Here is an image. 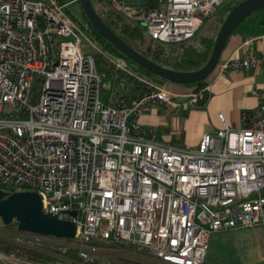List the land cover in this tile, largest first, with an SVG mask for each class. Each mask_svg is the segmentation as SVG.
<instances>
[{
  "label": "built area",
  "instance_id": "built-area-1",
  "mask_svg": "<svg viewBox=\"0 0 264 264\" xmlns=\"http://www.w3.org/2000/svg\"><path fill=\"white\" fill-rule=\"evenodd\" d=\"M103 1L166 44L193 37L232 0ZM67 4L0 0V190L37 192L44 212L77 224L72 239L15 229L11 241L76 249L81 260L41 262L0 251V264H92L102 246L162 264H205L214 232L259 226L264 235V85L252 90L257 104L241 113L239 127L219 113V128L196 149L158 142L138 118L177 94L152 82L128 105L102 100L104 76L81 51L79 36L88 33ZM251 44L243 43L242 57L218 61V74L264 66V50ZM105 55L135 75L124 58ZM201 96L191 90L177 107L194 106Z\"/></svg>",
  "mask_w": 264,
  "mask_h": 264
},
{
  "label": "trees",
  "instance_id": "trees-1",
  "mask_svg": "<svg viewBox=\"0 0 264 264\" xmlns=\"http://www.w3.org/2000/svg\"><path fill=\"white\" fill-rule=\"evenodd\" d=\"M78 0H60L61 3H69ZM92 3V1H91ZM68 5V4H67ZM93 5V4H92ZM106 5V4H105ZM102 5L100 9H94L101 19L129 46L138 51L144 57L159 64L165 68L178 71H193L200 69L208 61L212 52L214 40L223 17L217 19V26L213 30V35H200L196 33L193 37L176 43H161L145 35L144 31L124 18L109 6ZM231 9V8H230ZM68 12V10L66 9ZM82 20L79 21L71 17L89 34V36L99 46V52L95 51L93 57L95 59L98 71L105 77L111 76L112 84V101L114 106H124L131 103L135 98L149 93L151 90L150 83H158L161 85L177 84L167 81L159 76L149 72L148 70L138 66L136 63L126 58L112 44H110L90 22L88 17L81 9ZM110 52V53H108ZM105 53L113 54L122 57L126 60L128 67L135 75L125 73L123 70L116 67L108 61ZM106 74V75H105ZM188 86L194 92L201 93L202 96L196 104L197 107H202L208 99V90L206 89V79L194 84H177ZM104 88L101 89V97L103 96ZM6 229H17L16 223L3 225ZM0 251L13 252L17 255H23L28 258L47 262L51 261L55 256L63 257L64 259L79 263L80 256L76 249H67L61 252L53 249H33L16 244L11 240L0 238ZM92 264H98L94 262ZM251 264H264V261H259Z\"/></svg>",
  "mask_w": 264,
  "mask_h": 264
},
{
  "label": "rangeland",
  "instance_id": "rangeland-1",
  "mask_svg": "<svg viewBox=\"0 0 264 264\" xmlns=\"http://www.w3.org/2000/svg\"><path fill=\"white\" fill-rule=\"evenodd\" d=\"M91 1L96 9H100L102 5L106 4L103 0ZM239 1L241 0H232L229 4L218 6L216 9V13L202 24L197 33L200 35H213L215 32L213 28L215 29V27L217 26V19L221 17L224 18L230 8ZM66 9L68 10V13L74 18L79 21H83L81 14L82 7L79 2H69ZM161 9H164L163 5H161ZM244 22L246 21H243L239 25V27L243 25ZM87 36L89 37H87L88 39L86 38V36H79V47L82 52L89 53L93 56L92 53L98 51V49L94 48L90 43V41H95H93L89 34H87ZM104 83L106 85V88H104L102 100L107 102L112 95L113 81L111 76L106 75L104 77ZM181 100L182 99H177L172 103L153 105L149 111L145 112L140 118H138L139 125L144 131H150L161 139H170L173 143H176L177 145L183 147L185 145L183 144L185 141V135L188 138L189 135L193 134L194 131L198 130L201 126V122L198 121L191 128L190 124L191 122H195V120H190L191 117H189L188 115L189 113L191 114L192 111L201 110L203 107H197L196 105L185 106V104H183L182 107H177L178 103L182 104L184 102L183 100ZM184 148L194 149L188 146H184ZM15 232V229L4 228L0 220V238L13 240ZM258 248H262L264 250L263 230L262 232L254 230L214 232L209 236L208 239L207 259L205 263L251 264L259 261V254L257 253ZM41 249L45 248H40L39 250ZM129 258L131 259V261H129L128 264H162L157 261L151 260L150 256L148 255L142 257L127 250H122L119 248H106L103 246L100 248L97 260L98 264H111L117 262H128L126 259Z\"/></svg>",
  "mask_w": 264,
  "mask_h": 264
},
{
  "label": "water",
  "instance_id": "water-1",
  "mask_svg": "<svg viewBox=\"0 0 264 264\" xmlns=\"http://www.w3.org/2000/svg\"><path fill=\"white\" fill-rule=\"evenodd\" d=\"M83 12L100 34L126 58L138 66L177 84H194L205 80L215 70L226 46L228 38L237 27L253 13L264 10V0H241L228 11L216 34L212 52L203 67L193 71H178L165 68L144 57L125 43L98 15L91 0H78ZM70 213L75 216L76 211ZM0 220L3 225L13 222L19 231L36 233L44 236L72 239L77 224L71 220L58 219L56 215L44 212L41 195L33 191H14L7 193L0 190Z\"/></svg>",
  "mask_w": 264,
  "mask_h": 264
},
{
  "label": "crops",
  "instance_id": "crops-1",
  "mask_svg": "<svg viewBox=\"0 0 264 264\" xmlns=\"http://www.w3.org/2000/svg\"><path fill=\"white\" fill-rule=\"evenodd\" d=\"M244 21L246 22H244V24L240 27L238 26L228 38L219 61L229 58L230 56L242 57L247 50V48L243 46V43L248 39H252L251 47L253 50L256 52L264 50V10L253 13ZM263 85L264 66L248 72L228 71L225 75H219L218 72L214 70L211 75L206 78V86L209 93L207 102L202 106L203 108L201 110L192 111L191 114L189 113L188 115L191 117L190 120H195V122H191V128L198 121L201 122V126L198 130H195L193 134L189 135L188 138L185 135V141L183 143L185 144L184 146L196 149L204 134L214 133L220 126L218 119L219 113L224 116L228 125L233 128L239 127L241 113L252 110L257 104V100L252 96V90L262 87ZM164 86H166L173 93L177 94L175 100H184L186 95H188L192 90V88L188 86L177 84ZM152 106H150V108ZM151 134L155 136V139L158 142L170 143L177 148H184V146L181 147L176 143H173L170 139H161L152 132ZM239 230H254L262 232V228L259 226L251 229ZM257 253L259 254L258 260L264 261V250L262 248H258ZM126 260L131 261L130 258Z\"/></svg>",
  "mask_w": 264,
  "mask_h": 264
}]
</instances>
